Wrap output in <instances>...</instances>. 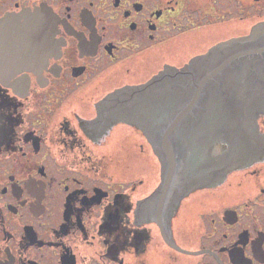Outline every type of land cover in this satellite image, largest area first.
<instances>
[{"label": "flooded vegetation", "instance_id": "af4514ba", "mask_svg": "<svg viewBox=\"0 0 264 264\" xmlns=\"http://www.w3.org/2000/svg\"><path fill=\"white\" fill-rule=\"evenodd\" d=\"M0 73V264H264V0H0Z\"/></svg>", "mask_w": 264, "mask_h": 264}, {"label": "rangeland", "instance_id": "374dc122", "mask_svg": "<svg viewBox=\"0 0 264 264\" xmlns=\"http://www.w3.org/2000/svg\"><path fill=\"white\" fill-rule=\"evenodd\" d=\"M223 28H221V29H219V32L222 30ZM224 30H222V32H223ZM193 39V38H195V39H197L198 38V40L199 41H201V43L199 44V45H204V44H206L210 39H211V32H210V30L208 29V30H205V31H201L200 33H197V34H194V35H192L191 37H188V38H186V39H183V41L185 42L184 43V46H185V49H183L182 51H183V53L181 52V56L183 55V56H188V55H190V54H192V53H195V51H194V48L195 47H197V45H193V44H190L189 43V40L190 39ZM177 49V48H176ZM194 51V52H193ZM160 55H164V53H161ZM165 56H170V55H165ZM159 58H160V62H162V58H163V56H159ZM138 80H136V81H139V80H144V78H142V79H139L140 77H136ZM130 80H132V77L130 78ZM120 84H124V82H126V78L125 77H120ZM133 82V81H132ZM128 140H127V138L125 137L123 140H121V146H122V148L124 147V148H127L128 146H129V148L132 146L129 142H127ZM140 142H138V144H139ZM142 155L141 154H139V156H136V158H135V162H137L136 163V165H137V167L136 166H133L134 164L132 163V166H128V169H126L127 171H128V177L129 178H131V179H137V180H139L140 179V177H143V175H146V174H148L149 172H151V169H153V171L154 172H156L157 171V169L155 168V162H151V161H148V159H146V161H145V159H142ZM146 157H148V156H146ZM145 157V158H146ZM141 163V165H138V164H140ZM153 163V164H152ZM144 166H146V167H148V170H147V173L146 174H144L142 171H141V169H139V168H141V167H144ZM151 168V169H150ZM130 173H134L133 175L132 174H130ZM146 181H148V180H146Z\"/></svg>", "mask_w": 264, "mask_h": 264}, {"label": "water", "instance_id": "95a60500", "mask_svg": "<svg viewBox=\"0 0 264 264\" xmlns=\"http://www.w3.org/2000/svg\"><path fill=\"white\" fill-rule=\"evenodd\" d=\"M2 73H0V77H1ZM4 75V74H3ZM9 77V76H8Z\"/></svg>", "mask_w": 264, "mask_h": 264}, {"label": "bare ground", "instance_id": "6f19581e", "mask_svg": "<svg viewBox=\"0 0 264 264\" xmlns=\"http://www.w3.org/2000/svg\"><path fill=\"white\" fill-rule=\"evenodd\" d=\"M196 43H197V42H196ZM143 169L147 171V169H145V168H143Z\"/></svg>", "mask_w": 264, "mask_h": 264}]
</instances>
